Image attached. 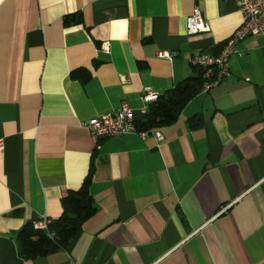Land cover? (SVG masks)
I'll list each match as a JSON object with an SVG mask.
<instances>
[{"label": "crops", "instance_id": "1", "mask_svg": "<svg viewBox=\"0 0 264 264\" xmlns=\"http://www.w3.org/2000/svg\"><path fill=\"white\" fill-rule=\"evenodd\" d=\"M196 7L210 29L189 36ZM242 22L237 0H0V264H264V36L161 141L86 127L124 104L143 122L144 90L197 76L192 57ZM92 163L96 216L67 251L24 259L20 230L59 218Z\"/></svg>", "mask_w": 264, "mask_h": 264}, {"label": "trees", "instance_id": "2", "mask_svg": "<svg viewBox=\"0 0 264 264\" xmlns=\"http://www.w3.org/2000/svg\"><path fill=\"white\" fill-rule=\"evenodd\" d=\"M73 18L66 17L65 25H70ZM197 76L184 79L174 88L159 97L157 102L150 104L145 120L137 124L140 132H152L174 124L183 109L203 91L205 78L202 70L195 68ZM88 74H73L74 78L83 82ZM192 128L200 127L203 118L195 116L190 119ZM95 173L92 163L89 173L78 190L68 192L62 200L63 213L54 220L48 230H35L33 225H26L17 236L18 246L26 260L48 257L59 250L67 251L69 246L80 236L85 224L96 216L98 209L91 194V185Z\"/></svg>", "mask_w": 264, "mask_h": 264}, {"label": "built area", "instance_id": "3", "mask_svg": "<svg viewBox=\"0 0 264 264\" xmlns=\"http://www.w3.org/2000/svg\"><path fill=\"white\" fill-rule=\"evenodd\" d=\"M238 7L243 16L242 25L225 42L218 55L198 54L190 60L194 68L202 70L205 83L203 93L222 84L226 79L231 78L229 63L231 56L237 52L238 45L244 40L255 36H264V0H237ZM209 26L201 10L196 7L187 22V32L189 36L209 32ZM162 58H171L168 52L160 54ZM249 81V80H247ZM160 95L157 92L147 88L142 94V101L146 108L142 110L145 114L148 111V105L157 102ZM90 130L93 139L99 142L102 139L122 137L129 134H139L143 138L149 132H140L135 122L134 111L126 104L118 110L95 117L86 124ZM158 141L163 139L161 130L152 132ZM51 219L43 218L33 224L35 230H48ZM69 256L70 264H79V260Z\"/></svg>", "mask_w": 264, "mask_h": 264}, {"label": "water", "instance_id": "4", "mask_svg": "<svg viewBox=\"0 0 264 264\" xmlns=\"http://www.w3.org/2000/svg\"><path fill=\"white\" fill-rule=\"evenodd\" d=\"M21 254L23 255V252H21Z\"/></svg>", "mask_w": 264, "mask_h": 264}]
</instances>
